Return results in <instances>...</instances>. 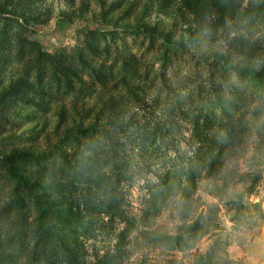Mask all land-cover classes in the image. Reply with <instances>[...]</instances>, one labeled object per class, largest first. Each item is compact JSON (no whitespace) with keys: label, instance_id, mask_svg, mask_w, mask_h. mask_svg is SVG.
<instances>
[{"label":"trees","instance_id":"trees-1","mask_svg":"<svg viewBox=\"0 0 264 264\" xmlns=\"http://www.w3.org/2000/svg\"><path fill=\"white\" fill-rule=\"evenodd\" d=\"M56 17L71 24L92 19L112 30L158 36L172 48L199 56L206 65L216 61L226 70L253 75L264 88V0H0V142H9V146L0 147V160L19 190L18 213L7 237L21 251L29 250L24 264H120L127 252L125 233H120L115 245L94 247L93 262L87 257L86 242L105 238L115 222L134 224L127 195L128 185L135 180L143 182L148 195L142 225L148 228L167 211L182 225V230L173 234L147 231V238L191 248L208 233L218 210L216 203H197V189L204 179L217 182L224 178L226 168L240 156L237 146L225 148L212 133L224 142L237 141L243 132L241 121L227 100L216 93L215 105L211 107L208 100L194 113L191 137L179 135L169 143L174 123L144 121L116 101L99 96V100L83 98L70 105H49L43 95L35 98L28 73L45 60L54 64L69 86L74 85V78L83 81L78 66L65 54L50 55L27 37L29 26ZM221 36L231 40L226 47L191 45L193 40L211 42ZM24 41L37 47L35 52L27 59L11 56L12 49L24 48ZM90 48L98 49L93 44ZM81 61L84 67L101 72L87 58L81 57ZM127 72L132 77L139 75ZM119 81L136 101L147 102L148 90L142 85L123 75ZM39 89L42 91L40 85ZM95 133L97 139L85 140ZM39 134L46 145L31 139ZM54 155L69 165L74 177L79 175L85 181L79 199L59 194L65 186L60 178H43L26 170L31 162ZM261 177V173L255 175L253 188ZM244 197L239 194L225 203L232 219H242L250 207L263 219L262 202L251 203ZM26 198L37 211L28 248L23 213ZM3 243L0 233V264H20L18 256L2 248ZM215 259L210 250L195 264H218Z\"/></svg>","mask_w":264,"mask_h":264},{"label":"rangeland","instance_id":"rangeland-1","mask_svg":"<svg viewBox=\"0 0 264 264\" xmlns=\"http://www.w3.org/2000/svg\"><path fill=\"white\" fill-rule=\"evenodd\" d=\"M27 30L30 32H27L30 43L37 41L39 48L50 55L65 54L78 66L83 79L77 81L74 78V85L69 86L65 77L56 72L54 64L45 60L38 69L28 73V76L34 84L31 94L37 99L40 94L43 95L49 105H70L83 98L99 100L100 96L104 101L112 100L126 106L129 113L144 121L157 119L170 125L174 123L175 130H172L173 133L168 138L169 143H173L179 135H184L187 139L191 137L194 113L207 103L212 107L217 93L220 98L227 100L235 111L236 119L242 123L243 132L237 141L231 138L224 142L217 133H212L216 140L225 143V148L237 146L240 156L226 168L224 178L217 182L204 179L196 191L195 198L199 199L197 203H216L218 207L206 235L196 239L194 245L188 249H181L176 244H161L149 240L147 231L173 234L180 232L182 225L169 211L151 222L148 228L142 225L140 219L146 208L148 195L142 187L143 182L135 180L128 185L127 200L130 215L136 221L131 226L126 222H115L105 238L100 236L97 241L88 240L86 244L89 261L95 260L94 247L108 243L115 245L122 232L126 234L127 252L120 264H195L201 255H207L210 250L216 255L218 264H264V218H259L253 207H250L245 217L233 220L232 212L225 205L241 194L251 203L262 202L264 208V88L255 76L226 70L216 61L206 65L200 61L199 56L172 48L158 36L120 28L112 30L111 27L98 24L92 19H77L71 24L56 17L46 24L29 26ZM228 41L231 42L229 38L221 36L211 42L193 40L191 45L195 48L203 47L202 49L212 45L226 47L229 45ZM23 43V49H12V55L10 51L6 53L13 57L19 54V58H29L37 47L25 41ZM90 44L98 49L92 50ZM130 56L137 60L132 61ZM81 57L87 58L101 72L95 73L84 67ZM128 70L138 72L139 75L132 77ZM120 75L148 90L146 103L133 98L119 81ZM95 134L85 140L91 142L92 139H97L99 134ZM31 139L36 144L46 145L42 134L33 135ZM4 146H9V142H0V147ZM26 170L43 178H60L65 185L59 193L62 197L73 200L82 197L85 181L79 175L74 177L69 165L64 164L59 155L41 162H31ZM259 173L262 177L253 188L254 177ZM18 191L13 179L8 176L5 163L0 160V233L4 240L2 248L18 256L19 263L24 264L29 250L21 251L16 242L9 241L7 237L10 224L18 213ZM23 213L28 248L37 211L32 201L27 198Z\"/></svg>","mask_w":264,"mask_h":264}]
</instances>
